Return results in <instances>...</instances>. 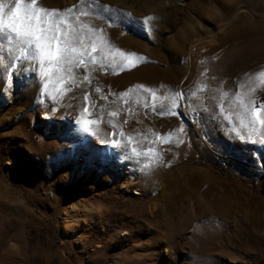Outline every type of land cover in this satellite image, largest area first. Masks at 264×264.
<instances>
[{
  "label": "rangeland",
  "instance_id": "1",
  "mask_svg": "<svg viewBox=\"0 0 264 264\" xmlns=\"http://www.w3.org/2000/svg\"><path fill=\"white\" fill-rule=\"evenodd\" d=\"M37 6L89 13L97 63L45 93L16 71L30 67L23 46L0 37V264H264V144L229 138L247 133L241 101L264 102V82L245 77L264 69V0ZM113 10L154 19L139 31Z\"/></svg>",
  "mask_w": 264,
  "mask_h": 264
},
{
  "label": "snow or ice",
  "instance_id": "2",
  "mask_svg": "<svg viewBox=\"0 0 264 264\" xmlns=\"http://www.w3.org/2000/svg\"><path fill=\"white\" fill-rule=\"evenodd\" d=\"M38 0H0V37H4L12 43L15 41L18 45H22V55L16 57L17 61H23L25 58L28 60L30 67L26 68L21 64V67L16 71L31 70L34 75L44 81V90L47 93V81L56 73L69 74L68 78L75 79L72 76V69L74 67H88L90 64L97 63V57L90 55L87 52L88 45L84 43L86 37L84 35V25L79 21V17L88 15L87 12H79L76 7L65 9L63 11L58 9H48L46 7H38ZM114 22L126 25L129 28H134L139 31H145L148 28V20L154 17H145L143 19L133 17L131 13L123 12L122 10H113ZM75 16V20L73 19ZM79 24V26H77ZM102 31V30H101ZM92 51H97L93 45ZM121 57L127 65L136 66L132 62V57H137L136 53L125 55L121 52ZM146 58L138 56L137 60L143 62ZM106 67V65H104ZM121 70H124L123 67ZM247 83L256 81L264 82V69L256 73H245ZM85 81L89 80L88 76H84ZM241 84L240 87H244ZM141 88L145 86L141 85ZM100 92V88H96ZM250 91H255L251 89ZM124 96L125 93H121ZM154 95V93H153ZM225 96L228 93H224ZM178 99L184 97L183 92L175 93ZM55 99V97H52ZM106 99L107 97H103ZM236 98L240 100V93H236ZM85 100H88V95H85ZM95 104V101L92 102ZM242 103V107L247 118V133H243L238 128L231 129L235 135L230 136V139H240L242 141L264 144V133H260V127H264V102L256 105L255 102ZM155 104L153 110H155ZM181 105L174 102L167 114L179 115L177 111ZM223 110V104L220 105ZM88 108L85 107L84 112ZM158 114L164 115L165 111H160ZM109 115H117V113H109ZM77 124L81 121L78 118ZM87 130V129H85ZM183 126L177 132H183ZM260 133V139H253L254 134ZM159 138V137H158ZM172 134L169 133L163 137V142L171 143ZM176 143H183L178 136L175 137ZM119 147L120 145H114ZM148 152H153V149H148ZM133 154L140 155L137 149H132ZM159 156V153L156 154ZM151 159V157H149Z\"/></svg>",
  "mask_w": 264,
  "mask_h": 264
},
{
  "label": "bare ground",
  "instance_id": "3",
  "mask_svg": "<svg viewBox=\"0 0 264 264\" xmlns=\"http://www.w3.org/2000/svg\"><path fill=\"white\" fill-rule=\"evenodd\" d=\"M61 2V1H60ZM112 29V28H111ZM85 34V33H84Z\"/></svg>",
  "mask_w": 264,
  "mask_h": 264
}]
</instances>
